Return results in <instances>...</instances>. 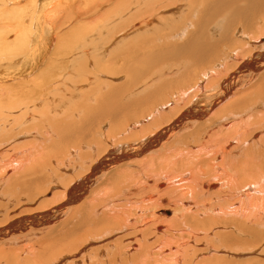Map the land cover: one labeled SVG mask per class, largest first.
Masks as SVG:
<instances>
[{
	"label": "bare ground",
	"instance_id": "6f19581e",
	"mask_svg": "<svg viewBox=\"0 0 264 264\" xmlns=\"http://www.w3.org/2000/svg\"><path fill=\"white\" fill-rule=\"evenodd\" d=\"M46 40L48 81L12 71ZM0 198L56 233L10 216L0 264H264V0H0Z\"/></svg>",
	"mask_w": 264,
	"mask_h": 264
},
{
	"label": "rangeland",
	"instance_id": "374dc122",
	"mask_svg": "<svg viewBox=\"0 0 264 264\" xmlns=\"http://www.w3.org/2000/svg\"><path fill=\"white\" fill-rule=\"evenodd\" d=\"M46 1H49V0H44V2H46ZM203 8H200V11L202 10ZM173 13H175V12H173ZM184 13H187V12H185V10H184ZM172 15V14H171ZM69 24L70 23H67V24H64L63 25V27H62V30H63V32H62V30H61V34H65L66 32H68L69 30ZM68 27V28H67ZM194 30V29H193ZM87 31H88V29H87ZM86 31V32H87ZM63 37L64 36H61L58 40H57V43H64L65 42V40H63ZM75 38H77V36H75ZM62 41V42H61ZM45 42V43H44ZM43 42V44H41V45H39L37 48L39 49H37V48H35L36 46H34L33 48H32V55H31V57L29 56L28 58H26V59H23V57L22 58H20V59H22V60H20L19 58H16L15 60H14V65L13 64H11L10 66H12L13 67V69H12V71L14 72V73H16V74H19V73H22V71L23 72H25V71H33V73L31 74V75H34V74H36L35 75V79H41V78H45V79H41L40 81H48V79L49 78H51L52 77V75H53V73L56 71L55 69V71L53 70V73H52V71L50 70V68H49V65L55 60V59H57L58 61H57V63L55 62L54 63V66H59L60 64V62H61V60H60V58H58L59 56H58V54H56V53H54L53 54V50H54V45H52L48 40H46V41H44ZM45 46V47H44ZM58 47L60 46V44H58L57 45ZM77 47H79V45H75V48H77ZM44 48V49H43ZM27 52V51H26ZM26 52H24L25 54H23V55H26ZM78 52V50H75V51H73L72 52V54L74 53H77ZM48 54V55H47ZM57 55V56H56ZM76 56V55H75ZM51 59H50V58ZM53 57V58H52ZM44 60H43V59ZM70 58V60H71V58L72 57H69ZM30 59V60H29ZM34 59V60H33ZM54 59V60H53ZM27 60V61H26ZM31 60H33V61H31ZM64 62H68V61H70L68 58L66 59V58H63L62 59ZM139 60H142V58H140ZM8 63V62H7ZM29 63V64H28ZM34 64V65H33ZM53 66V65H52ZM39 68V69H38ZM19 69H22V70H19ZM48 70V71H47ZM49 70H50V72H49ZM17 72H19V73H17ZM108 72V74H109V71H107ZM39 73V74H38ZM48 73V74H47ZM42 76H41V75ZM52 74V75H51ZM63 74V73H62ZM101 74V73H100ZM108 74H104L105 76L106 75H108ZM49 75H50V77H49ZM63 75H65V74H63ZM41 76V77H40ZM43 76H45V77H43ZM65 76H67V75H65ZM29 77H31V76H29ZM33 77V76H32ZM40 77V78H39ZM249 78V76H247V75H245V78H243L242 80H240V82L238 81L237 83H240L239 84V86L241 87H239L238 86V91H240V92H238L237 93V95H239V96H237V98L238 97H240V96H242V95H244V91L246 90V89H248L252 84H253V82H251L250 83V85L247 83V85H245V83H246V81H247V79ZM29 79H31V78H29ZM71 79H73V77H71ZM245 79H246V81H245ZM32 80H33V78H32ZM180 80H182V82L180 81ZM180 80L179 79H177L176 80V82L174 83V86H180V85H182L183 83H184V81L185 80H183V78H180ZM59 82V81H63L61 78H58L57 80H51L50 81V83L48 84V86H47V89H46V91L45 92H41V94L43 95L44 93H46L47 92V94H50L49 95V97H53V95H55L54 93H53V91H52V85L55 83V82ZM75 81H77V79L75 80ZM178 81V82H177ZM65 83H67V85L70 87V85H72V87L73 86H77L78 87V89H79V85H74L70 80H68V82L67 81H65ZM179 83H180V85H179ZM244 84V85H243ZM243 85V86H242ZM237 87V86H236ZM74 88V87H73ZM240 88V89H239ZM50 89V90H49ZM63 89V88H62ZM242 89V90H241ZM80 90H82V89H80ZM85 90V89H84ZM63 90H61L60 92H62ZM83 91V90H82ZM52 94V95H51ZM78 93H76V95H77ZM56 98H59L58 96L56 97ZM77 98L81 101V99L77 96ZM77 99V101H79ZM84 99V98H83ZM76 101V102H77ZM39 106V105H38ZM145 108H142V111L144 110ZM106 118V117H105ZM103 119H104V116L103 117H101L100 119H99V121H98V123H97V125H95L96 127H95V129H96V131L98 132V124H99V122L100 121H103ZM105 120V119H104ZM107 127H104V129H106ZM102 130V129H101ZM100 130V131H101ZM120 142V141H119ZM111 144H114L113 143V141H111L110 142ZM128 144H130V145H133L131 142L130 143H128ZM171 144V146H173L174 144H176V143H170ZM170 144H168V145H170ZM115 145V144H114ZM167 145V146H168ZM21 149H24V150H26V148L25 147H22ZM27 154V155H26ZM30 154L31 153H26L25 151H19V152H17L14 156L16 157V159H15V162L16 163H18L19 165H20V163H19V159H20V157H23V158H25V157H27V156H30ZM27 161V159H25L23 162H22V164L21 165H24L25 164V162ZM49 183H50V185H49ZM43 188H42V186L40 187V188H42L41 189V191H40V193L43 191V192H47L45 195H46V197L48 196V197H51L52 196V194L54 193V191H57V190H55L56 188L54 187V185L53 184H51V182H44V184H43ZM49 187H50V190L48 191V189H49ZM46 188H47V191H46ZM52 188H55L54 190L52 189ZM138 191V190H137ZM136 191V192H137ZM135 192V193H136ZM39 193V192H38ZM37 193V194H38ZM47 197V198H48ZM133 198H134V194H133V196H132ZM167 199V200H169V198L168 197H166V196H163V197H157V199H156V202H155V206L156 207H158L157 209H159V206H160V204L157 202V200H160V199ZM7 201H9V202H7V203H5L6 202V200ZM16 198H11V199H7V198H0V211H1V213L3 212H5L3 215H1L2 217H3V219H2V221H1V219H0V222L2 223V222H5L6 220H8L9 218H10V216H11V218L12 219H16V220H18L16 223L15 222H13V224H12V227H11V229L8 231V232H5L4 233V235L6 234V240H9V239H12V240H14V241H24V239H28V241L26 242V243H28V242H30V241H38V239L39 240H41L42 239V237L44 238V240L42 241L43 242V244H48V239L49 238H46V237H48V236H46V234L47 233H45L44 231L47 229V227H48V225H47V223H46V221H45V219H43V218H39V217H35L31 222L30 221H23V224H22V222H21V219L20 218H17V217H22V216H24L25 214H28V213H30V212H32V211H30V210H35V208H33V207H29V208H27V206L26 207H24L22 204L24 203H22V202H20L18 199H16ZM134 199H136V198H134ZM3 200V201H2ZM1 203H3V204H8V205H6L7 206V209H6V206L5 205H3V204H1ZM19 205H18V204ZM4 206H5V208H4ZM21 206V207H20ZM1 207L2 208H4L5 210L3 211L2 209H1ZM14 207H16V208H14ZM22 208H23V210H22ZM25 208H27L26 210H25ZM22 210V212H24L25 214H23L22 213V215H21V212H19V211H21ZM25 210V211H24ZM156 210V209H155ZM167 211V210H166ZM6 212H7V215L8 216H6ZM9 212V213H8ZM10 214V215H9ZM152 214L154 215V216H156L157 217V215H156V211H154V212H152ZM6 216V217H5ZM158 218V217H157ZM25 222V223H24ZM42 224V225H41ZM3 225V224H2ZM58 223H56L55 224V226H56V229L58 228ZM22 227V228H21ZM40 227V228H39ZM41 227H43V229L41 228ZM20 231V232H19ZM43 232V233H40V232ZM8 233H10V234H8ZM12 233V234H11ZM19 233V234H18ZM36 233V234H35ZM49 234L53 237V236H55V232L54 231H50L49 232ZM49 234H47V235H49ZM15 237H14V236ZM14 237V238H13ZM51 237V238H52ZM18 238V239H17ZM41 238V239H40ZM32 239V240H31ZM47 241V243H45ZM21 244V243H20ZM20 244L19 243H13L12 244V246H9L10 248H12V249H16V248H18L19 246H20ZM43 244L42 245H38L37 243H34V246L36 247V248H38L39 250H41V248H43L44 246H43ZM11 245V244H10ZM38 245V246H37ZM61 245L62 244H58V245H56L54 248H53V250H56V249H58V248H60L61 247ZM8 247V248H9ZM39 247H41V248H39ZM46 247V246H45ZM20 248V247H19ZM29 252H30V249H29ZM5 254H4V251H1L0 252V259L1 258H3L2 256H4ZM10 255V254H9ZM28 256L29 254L28 253H23V255H22V257H25V256ZM106 257V256H105ZM105 257H103V259L105 258ZM107 258V257H106ZM210 259H212L213 261L215 260L214 259V257H210ZM33 260V258H31V260L30 261H32ZM61 260H62V258L61 259H59V261H60V263H61ZM59 261H57V264L59 263ZM63 261V260H62ZM202 261V260H201ZM201 261H199L198 263H200ZM254 261V260H253ZM44 262V261H43ZM167 262V261H166ZM165 262V263H166ZM59 263V264H60ZM204 263H206V262H203L202 264H204ZM215 263H217V262H215ZM214 263V264H215ZM37 264H39V263H37ZM167 264V263H166ZM251 264H253V262L251 263Z\"/></svg>",
	"mask_w": 264,
	"mask_h": 264
}]
</instances>
